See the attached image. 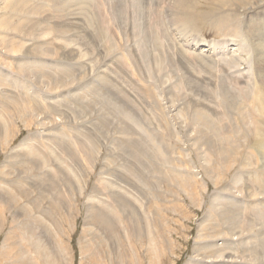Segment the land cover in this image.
Masks as SVG:
<instances>
[{"label":"rangeland","instance_id":"rangeland-1","mask_svg":"<svg viewBox=\"0 0 264 264\" xmlns=\"http://www.w3.org/2000/svg\"><path fill=\"white\" fill-rule=\"evenodd\" d=\"M28 1L0 0V193L19 201H0V264L40 262L32 238L62 264H264V0H193L211 14L192 21L178 0Z\"/></svg>","mask_w":264,"mask_h":264},{"label":"bare ground","instance_id":"bare-ground-1","mask_svg":"<svg viewBox=\"0 0 264 264\" xmlns=\"http://www.w3.org/2000/svg\"><path fill=\"white\" fill-rule=\"evenodd\" d=\"M10 1V0H9ZM28 1V0H27ZM161 1V0H160ZM202 1V0H201ZM215 1V0H214ZM221 1V0H220ZM227 1V3L230 5H234V4H238V3H241V4H243V5H245V4H250V5H254L253 3V1L252 0H226ZM12 2H13V0H12ZM18 2V1H17ZM29 2V1H28ZM211 2V1H210ZM257 2V4H259V6H260V4L261 3H263V0H257L256 1ZM256 2H255V4H256ZM25 3V2H24ZM24 3H22V5L24 4ZM30 3V2H29ZM193 4L194 5V3H193V0H178V6L181 8V11H182V13L181 14H183V15H185V17L186 18H188L190 21H192V19L194 20H196V18L197 19H202V18H204V16L205 15H209V14H211V12H191V14L192 15H189V13H188V11L186 10V8H187V6H190L189 4ZM201 3V2H200ZM216 3V2H215ZM214 3V4H215ZM9 4H10V6L12 5L11 4V2H9ZM14 4V3H13ZM18 4V3H17ZM17 4H16V6H17ZM206 4V3H205ZM20 4H18V6H19ZM28 5L29 4H27V6H26V8L28 7ZM199 5V4H198ZM217 5V4H216ZM240 5V4H239ZM197 6V5H196ZM201 5H199V7H200ZM257 6V5H256ZM262 6H264L263 4H262ZM8 7V6H7ZM23 7V9H24V7H25V4L22 6ZM21 7V8H22ZM204 7V6H203ZM209 7V6H208ZM226 7V6H225ZM235 7V6H234ZM10 8V7H9ZM14 8H16L15 6H14ZM197 8V7H196ZM210 8H212V7H210ZM215 8V7H214ZM219 8V7H218ZM237 8V7H236ZM255 8H257V7H255ZM259 8V7H258ZM257 8V9H258ZM193 9V8H192ZM199 9V8H198ZM222 9V8H221ZM248 9V8H247ZM17 10H18V7H17ZM209 10V9H208ZM219 10V9H218ZM255 10V9H254ZM259 10V9H258ZM16 11V10H15ZM21 11V10H20ZM23 11V10H22ZM181 11H179V12H181ZM199 11H201V10H199ZM203 11V10H202ZM210 11H212L213 12V10H210ZM215 11V10H214ZM250 11V10H249ZM13 13H11V14H14V11H12ZM178 12V13H179ZM187 12V13H186ZM218 12V11H217ZM253 12V11H252ZM221 13H222V10H221ZM45 14V13H44ZM213 14V13H212ZM223 14H225V13H222L221 14V16L223 15ZM220 15V13L217 15V16H219ZM11 16H13V15H11ZM211 16V15H210ZM214 17H216L215 15H213ZM235 15H233V17H234ZM180 17V16H179ZM184 17V18H185ZM214 17H212V18H214ZM220 17V16H219ZM3 18V17H2ZM5 18V17H4ZM210 18V17H209ZM5 19H7V18H5ZM4 19V20H5ZM182 19H183V17H182ZM207 19H208V16H207ZM215 19V18H214ZM222 19H223V16H222ZM225 19V18H224ZM2 20V19H1ZM3 20V21H4ZM187 20V19H186ZM213 20V19H212ZM217 20V19H216ZM7 21H9L8 19H7ZM199 21H201V20H199ZM203 21V20H202ZM204 21H206V19L204 20ZM214 21V20H213ZM212 21V22H213ZM218 21V20H217ZM223 21H226V20H223ZM222 21V24H224L223 26H226L225 25V22H223ZM189 22V21H188ZM195 23H196V21H194ZM198 22V21H197ZM207 22V21H206ZM1 23H3V22H1ZM186 23H187V21H186ZM217 23V22H216ZM215 23V24H216ZM9 24V23H8ZM19 24H21V23H19ZM189 24V23H188ZM197 24V23H196ZM210 24H212V23H210ZM214 24V23H213ZM212 24V25H213ZM215 24H214V27H215ZM219 24V26L221 25V22L220 23H218ZM4 25V24H3ZM6 25H7V23H6ZM10 25H12L11 23H10ZM10 25H7V26H10ZM22 25V24H21ZM26 25V24H25ZM157 25V24H156ZM192 25V24H191ZM222 26V27H223ZM263 26H264V23H263ZM79 27V26H78ZM216 27H218L217 26V24H216ZM228 27H229V25H228ZM262 27V26H261ZM9 28V27H8ZM220 28V27H219ZM155 29V28H154ZM158 29V28H157ZM232 29V28H231ZM226 30V29H225ZM157 31V30H156ZM20 32V31H19ZM233 32V31H232ZM255 32H258V31H255ZM234 34V33H233ZM254 35V34H253ZM260 35V34H259ZM264 36V35H263ZM258 37V36H257ZM260 42V41H259ZM258 43V42H257ZM261 44V43H260ZM263 45V44H262ZM260 46V45H259ZM258 46V47H259ZM259 50H260V48H259ZM261 51H262V49H261ZM260 51V52H261ZM34 54H36V53H34ZM35 56V55H34ZM33 56V57H34ZM31 57V56H30ZM36 57V56H35ZM185 58V57H184ZM43 60V59H42ZM264 63V62H263ZM182 64V63H181ZM186 65V64H185ZM184 65V66H185ZM39 66V65H38ZM262 67V66H261ZM38 68V67H37ZM263 68H264V66H263ZM17 69V68H16ZM18 70H19V67H18ZM262 70V69H261ZM260 70V71H261ZM37 71V70H36ZM40 71V70H39ZM25 72V71H24ZM27 73V72H26ZM31 73V72H30ZM49 73V72H48ZM262 73H264V71H262ZM41 74V73H40ZM261 74V73H260ZM51 75V74H50ZM263 74H261V76H262ZM39 76V75H38ZM43 76V75H42ZM46 76V75H45ZM44 77V76H43ZM46 78V77H45ZM53 79V78H52ZM262 79V78H261ZM239 82V81H238ZM46 85V84H45ZM48 85V84H47ZM65 85V84H64ZM262 86V85H261ZM264 86V85H263ZM45 87V86H44ZM245 87V86H244ZM54 88V87H53ZM260 88L261 87H258V89H259V91L257 92V94H256V101H258L259 102V104L257 103V105L259 106V105H261V106H259L260 108H262V111H264V99H262V93L260 92ZM91 89V88H90ZM262 89H263V87H262ZM261 89V91L263 92L264 90H262ZM253 90H255L254 88H253ZM253 92V91H252ZM264 93V92H263ZM254 95V94H253ZM248 96V95H247ZM250 101H251V99H250ZM253 101V100H252ZM255 101V102H256ZM253 103V102H252ZM247 104V103H246ZM254 104V103H253ZM256 104V103H255ZM202 105V104H201ZM257 105H256V107H257ZM255 107V106H254ZM258 107V108H259ZM14 108V107H13ZM20 108V107H19ZM258 108H256V111H258L257 109ZM259 108V109H260ZM17 109V108H16ZM255 109V108H254ZM21 110V109H20ZM261 110V109H260ZM260 110L257 112V113H255L256 115H258V113L260 112ZM254 112H255V110H254ZM24 114V113H23ZM260 114V113H259ZM261 114H263L262 116H264V112H262ZM20 117H22V115L20 116ZM257 117V116H256ZM260 116H258V118H259ZM2 118V117H1ZM261 118H263V117H261ZM246 120V119H245ZM165 121V120H164ZM158 122V121H157ZM213 124V123H212ZM209 126V125H208ZM256 126V125H255ZM162 129V128H161ZM256 129H258V128H256ZM164 130V129H163ZM262 130V129H261ZM261 130H259V134H260V131ZM257 131V130H256ZM263 131V130H262ZM255 133V132H254ZM257 135V134H256ZM255 136V135H254ZM261 138V137H260ZM256 139H258V138H256ZM211 140V139H210ZM259 141V140H258ZM258 141H257V143H258ZM260 144L262 143H264V139H262L261 138V140H260V142H259ZM258 143V145H257V147L258 146H260V144ZM212 144H213V142H212ZM262 146V145H261ZM62 147V146H61ZM126 150V149H125ZM260 151V150H259ZM263 151H264V149H263ZM138 152V151H137ZM228 152V151H227ZM227 152H225L226 154H228ZM232 154V153H231ZM38 155V154H37ZM30 156V155H29ZM33 157V156H32ZM224 158V157H223ZM29 166V165H28ZM92 166V165H91ZM79 169V168H78ZM62 170V169H61ZM199 171V170H198ZM64 176V175H63ZM48 180V179H47ZM60 181V180H59ZM221 182V181H220ZM176 183V182H175ZM44 184V183H43ZM54 189V188H53ZM12 192H7V191H5L3 194H1L0 193V201H3L2 203H4V204H7V203H10V204H15L18 200H17V195H15V193L14 192H17L18 191V188L16 187V186H14L13 188H12ZM20 191V190H19ZM38 191V190H37ZM23 192V191H22ZM59 193V192H58ZM61 193V192H60ZM7 194V195H6ZM50 194V193H49ZM34 195V194H33ZM59 195V194H58ZM60 196V195H59ZM59 196L57 197L58 198V201H60L61 200V198L59 199ZM250 196V195H249ZM51 197V196H50ZM65 197V196H64ZM57 198H55V200H57ZM19 199V198H18ZM62 199H63V197H62ZM17 200V201H16ZM53 201V203L54 202H56L57 203V201ZM19 202V201H18ZM17 202V203H18ZM49 202V201H48ZM62 202V201H61ZM50 204L51 206H49L48 207V209L44 212V214L45 215H47L48 213L50 214V213H54V214H58L60 211V207H62V205H61V203L58 205V204H56V203H54V204ZM19 204V203H18ZM17 205V204H16ZM15 207V206H14ZM20 208V207H19ZM33 209V208H32ZM24 211L25 212V214L26 213H30L29 212V210L27 209V208H25V207H23V208H21V211ZM21 211H19V213L21 212ZM37 212V211H36ZM23 213V212H22ZM63 213H64V211H63ZM96 214V213H95ZM94 214V215H95ZM28 216H29V214H27ZM99 215V214H98ZM23 216H24V214H23ZM30 216H32V218L35 220V221H37V223L39 224V226L40 225H42L43 223H40L39 222V220L35 217V216H33L32 214L30 215ZM50 216H52V215H50ZM54 216V215H53ZM49 217V216H48ZM100 217V216H99ZM98 217V218H99ZM20 218V217H19ZM28 218V217H27ZM55 218H56V216H55ZM29 220H31L30 218H28ZM43 219V218H42ZM47 219V218H46ZM101 219H102V221L104 222V225L105 226H108V228L112 231H115L116 229V227H115V225L113 224V219H111L110 217H108V216H101ZM50 220H51V218H50ZM19 221V220H18ZM27 221V220H26ZM50 222V221H49ZM52 222V221H51ZM54 222H55V219H53V224H54ZM57 222V221H56ZM55 222V223H56ZM26 223H28V222H26ZM23 224V223H21L20 225H19V227H21V228H25V229H28L27 231H29L30 232V230L32 229V227H33V225H31V224ZM58 223V222H57ZM59 224V223H58ZM24 225V226H23ZM43 227V229L45 230L46 229V226L43 224L42 225ZM60 226V225H59ZM148 226V225H147ZM56 227V226H55ZM127 227V226H126ZM36 228V227H35ZM41 228V227H40ZM235 228V227H234ZM30 229V230H29ZM60 229H61V227H60ZM115 229V230H114ZM33 230V229H32ZM31 230V231H32ZM41 230V229H40ZM48 230V229H47ZM226 230V229H225ZM34 231H36V230H34ZM51 231V230H50ZM23 232V231H22ZM58 232V231H57ZM37 233V232H36ZM36 233L34 232V236L33 237H35L36 236ZM115 233V232H114ZM132 233V232H131ZM248 233V232H247ZM46 234H48L49 236H51V234L50 233H48V231L46 232ZM137 236H139V238H141V239H143L142 237H143V235L141 236V233H139V231H137ZM220 234V233H219ZM258 234V233H257ZM134 235V234H133ZM24 236V235H23ZM44 236V235H43ZM141 236V237H140ZM222 236V235H221ZM31 237V236H30ZM40 237V236H39ZM38 237V238H39ZM48 237V236H47ZM52 237V236H51ZM54 237V236H53ZM8 238H10V236H8ZM28 238H29V236H28ZM45 239H47L46 238V235H45V237H44ZM49 239V238H48ZM57 239V238H56ZM213 239V238H212ZM11 240V239H10ZM30 240V239H29ZM32 240H34V238H32L31 239V241ZM28 241V240H27ZM30 241V242H31ZM49 241V240H48ZM108 241V240H107ZM29 242V245H30V247H34L35 249H37V250H34V248H33V250L34 251H36L37 252V256L39 257V260H40V262L41 263H43V264H62V263H64V262H62L61 260H62V257H61V253L60 254H58L57 252H55L53 249L50 251V252H46L47 250H44V251H42V249L43 248H41V246H40V243H39V241H38V239H37V242L34 240V242L32 241L31 243ZM52 242H54V241H52ZM16 244V243H15ZM46 244H48V243H46ZM62 244V243H61ZM97 244V243H96ZM46 246V245H45ZM44 246V248H46ZM103 246V245H102ZM6 247H8V246H6ZM5 246H4V248H6ZM22 247V246H21ZM50 247V246H49ZM27 248V247H26ZM48 248V247H47ZM18 249H20L19 251H21L20 252V254L18 255V253H16V255H17V257L15 256H12V258H14V260L16 261L15 263H23V264H28L29 263V261L28 262H26L25 261V259H26V257L24 258V252H23V250L21 249V248H18ZM28 249H29V247H28ZM204 249V248H203ZM5 250V249H4ZM26 250V249H25ZM7 251V250H6ZM59 251H61V250H59ZM104 251V250H103ZM8 252V251H7ZM10 252V251H9ZM9 252L7 253L8 255H9ZM30 252V251H29ZM250 252V251H249ZM99 253V252H98ZM26 254V253H25ZM7 255V256H8ZM51 255H53V257L51 256ZM10 256V255H9ZM35 256V255H34ZM98 256V255H97ZM217 256V255H216ZM31 257V256H30ZM30 257H29V259H30ZM33 257V256H32ZM52 257V258H51ZM15 258H18V259H15ZM36 258V257H35ZM61 258V259H60ZM64 258V257H63ZM216 258V257H215ZM14 260H12V261H14ZM17 260L19 261V262H17ZM32 260V259H31ZM234 260V259H233ZM238 260V259H237ZM247 260V259H246ZM25 261V262H24ZM34 261V260H33ZM33 261H30L31 263L33 262ZM37 261V260H36ZM35 261V263L36 264H40V262H36ZM213 261V260H212ZM201 262V261H200ZM31 263H29V264H31ZM34 263V264H35Z\"/></svg>","mask_w":264,"mask_h":264}]
</instances>
